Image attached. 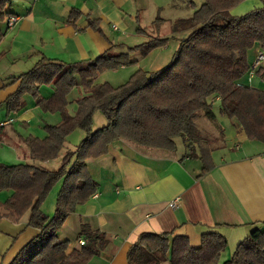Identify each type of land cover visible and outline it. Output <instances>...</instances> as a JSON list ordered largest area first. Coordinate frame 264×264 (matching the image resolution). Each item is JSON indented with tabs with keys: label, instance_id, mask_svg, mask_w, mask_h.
Here are the masks:
<instances>
[{
	"label": "trees",
	"instance_id": "trees-1",
	"mask_svg": "<svg viewBox=\"0 0 264 264\" xmlns=\"http://www.w3.org/2000/svg\"><path fill=\"white\" fill-rule=\"evenodd\" d=\"M186 1V0H185ZM178 26L189 30L180 42L171 62L160 70H136L128 80L113 87L96 83L95 77L106 70L130 64L127 51L146 54L164 46L166 39L150 40L135 49L112 53V48L91 61L61 63L44 57L27 71L13 78L15 91L3 105L6 112L24 108V97L35 98L44 113H56L58 125H44V137H27L25 142L31 159L46 162L56 159L66 138L75 130L84 139L73 152L62 156L57 170H46L29 164L1 165L0 192H9L4 207L15 218L29 214L27 226L38 234L8 264H87L107 244L103 233L81 227L82 246L69 249L71 242L59 236L64 221L77 206L85 204L95 193L96 184L86 168L87 159L107 153L115 141L124 140L139 147L173 151L176 139L185 142L188 152L197 144L199 133L195 122L200 118L215 121L213 104L218 113L235 121L247 140L264 144V88L243 86L237 81L247 75L248 56L255 48H264V0L261 7L235 17L230 10L244 0H201ZM10 0H0V23L13 16L7 10ZM75 14V12H73ZM70 15L72 19L73 15ZM94 27L93 22L89 23ZM116 47V46H115ZM1 57V54H0ZM264 85V68L255 73ZM52 93L36 98L42 86ZM75 88L82 96L74 102L73 115L67 112ZM96 112L103 115L106 125L92 129ZM205 151L199 153L202 170ZM54 213L49 218L40 205L56 183ZM78 242V241H77ZM226 248L225 238L217 232L200 236L197 247L189 245L185 236L142 234L126 254L127 264H264V229L254 230L241 241L230 258L221 260Z\"/></svg>",
	"mask_w": 264,
	"mask_h": 264
},
{
	"label": "crops",
	"instance_id": "crops-1",
	"mask_svg": "<svg viewBox=\"0 0 264 264\" xmlns=\"http://www.w3.org/2000/svg\"><path fill=\"white\" fill-rule=\"evenodd\" d=\"M25 1H30L29 8ZM176 1L24 0L21 3L24 12L7 10L17 18L13 27L7 30L5 19L0 27L15 32L19 38L18 43L8 46L7 55L23 59L24 66L29 62L33 66L41 57L61 63L91 61L112 47V53L126 51L122 43H127V38H136L135 34H153V27L165 21L161 13L180 7ZM242 4L245 5L234 7L230 14L238 17L261 7L258 0H244L238 6ZM21 36L26 40L22 41ZM262 50L257 47L251 51L249 65L256 52ZM0 54L3 61L5 52ZM21 73L24 71L17 76ZM17 76L0 79V107L6 113V121L0 122L3 124L0 134L10 126L4 143L6 156L12 161H18L20 149L27 147L26 138L34 137L26 131H30L29 125L39 108L35 98L26 96L22 110L6 112L3 101L15 91L18 82L14 83L13 78ZM243 78V83L255 87L247 75ZM254 78L259 81L256 75ZM260 85L264 86L261 82ZM49 88L47 92H41L40 88L36 98L48 97L52 93ZM94 118L96 129L106 125L101 114ZM230 121L232 129L228 133L217 126L223 144L209 151L204 171L197 144L188 152L181 139H176L173 151L118 140L108 147L105 155L87 159L85 164L96 184L95 193L64 221L59 236L71 241L69 249H72L78 245L82 226L103 233L106 246L87 264H127V251L142 234L185 236L190 246L197 247L203 233L217 232L226 240L222 255L226 252L227 258L231 256L254 230L264 229V144L247 140L242 128ZM84 136L80 130L68 135L63 155L73 152ZM213 154L215 157L210 159ZM56 159L40 164H50ZM61 162L62 157L60 165ZM9 194L0 192V264H8L38 234V230L27 226L28 213L15 218L4 207ZM56 196L51 197L46 211L54 210ZM176 197L179 204L171 209L169 204ZM44 203L40 205L43 214Z\"/></svg>",
	"mask_w": 264,
	"mask_h": 264
},
{
	"label": "rangeland",
	"instance_id": "rangeland-1",
	"mask_svg": "<svg viewBox=\"0 0 264 264\" xmlns=\"http://www.w3.org/2000/svg\"><path fill=\"white\" fill-rule=\"evenodd\" d=\"M10 1H11V7L9 9H11L12 12L14 13L15 12L18 13L20 11L24 12L25 7L21 5V3L24 0H10ZM186 1L177 0L176 1L177 5H180L178 9L176 10L171 9L169 11L167 10L163 11L161 13V17L165 18V21L157 24L156 27L155 26L153 27V30H152L153 34L147 31H146L147 32L146 36L142 33L135 34L136 38L134 39L127 38V41H126L127 43H122V44H125L124 46L126 50L127 48L135 49L139 46H143L145 43H148L150 40H155V39H150L152 36V38L157 37L160 39H166L164 42L165 43L164 46L153 49V50H149L146 54H142L139 51H127L129 54V61L131 62L130 64L125 65L124 67L118 68L116 70L103 71L95 77L94 81L96 83L106 82L113 87H117L125 83L130 77V75L136 70L140 69V70H144L148 72H154V71L162 69L167 64H169L171 62L172 56L174 55L175 51L178 49L180 42L189 34V30L184 29L180 26H178L177 29L174 30L175 27L178 25L177 24L178 21L186 20L192 14L193 9L187 6ZM191 1L194 3L195 8H198L202 3L201 0H191ZM25 4H28L27 8L30 7V1H25ZM244 5L245 4H242L241 6H237L238 7L237 9H239L240 7H243ZM120 33L121 32H118V34ZM15 35H16L15 32L7 31L5 30V27L1 28L0 52L1 53L5 52L4 57H6L3 59V61H0V79L2 81H4V79L10 78V76H15V75L17 76V74H19L20 72H23V71L25 72L29 70V68L32 67V65L29 64L30 62L26 66H24L23 59L21 58L13 59L11 55H7L8 46H10L11 43L12 44L18 43L19 41L18 40L19 38L17 39ZM22 36L20 37L21 40L25 41L26 39L23 38ZM244 77L246 78V75ZM243 80L240 79L239 81H237L238 84L247 86V84L243 83ZM251 80L253 81V85L255 86L254 88H257V89L264 88V86H261L260 82L257 81L254 77ZM258 82L260 86L258 85ZM47 89H50L49 86L44 85L41 87V92H47ZM81 96H82V91L79 88H75L70 94L69 99H71L72 102L67 107V112L69 115L74 114L76 110V105L74 101ZM217 107H218V104L214 103L212 109L216 116L215 121H210L206 118H203L199 120L198 122L197 121L195 122L196 129L198 128V130L200 131L199 132L197 130L199 133L197 147H199L200 150L205 151L206 155H209V151L213 149L214 147H219L223 144V137L221 133L219 134V131H217V126L218 127L220 126L221 128L225 129L226 130L225 133L226 132L228 133V131L232 129V124L230 123L231 122L230 119L224 115H220L218 113ZM36 113L37 114L35 115V118L29 125L30 131H26V134L32 133L34 137L40 136L42 138V136H44L43 127L45 124L56 125L61 120L58 114L44 113L40 108H37ZM98 113L99 112H96L94 116ZM5 114H6L5 110L2 107H0V122L6 121ZM94 116H93L92 129H96L97 127L95 125ZM55 119H56V122L54 121ZM38 123L40 124L39 127H38ZM9 129H10V126H7L4 132L0 134V141H2L0 144V163L1 164H5L8 166L12 164H17V163L29 164V165H34V166L46 169V170H57L60 167V160L64 152L63 149L61 150V154L58 156V158L54 162H51L50 164L42 165L40 164V162L32 160L28 155L27 147L20 149L24 153H22V151L19 152L20 154H19L18 161L10 160L9 156H6L7 153H6L5 146L7 145L4 143L5 141L4 139L6 138V132ZM193 143L195 145L192 144L191 147L195 149L196 143L195 142ZM213 157H215L214 154L210 159H213ZM59 188H60V184L57 182L53 186L51 192L48 194L46 200H44L45 203L41 207L44 214L48 215L49 218L53 215L54 210L51 211V209L48 208V210L49 209L50 210L46 211L45 209L47 208V206L49 207L51 197H54L57 194ZM228 258H230V256ZM228 258L226 257V252L225 254L221 256L222 261Z\"/></svg>",
	"mask_w": 264,
	"mask_h": 264
},
{
	"label": "built area",
	"instance_id": "built-area-1",
	"mask_svg": "<svg viewBox=\"0 0 264 264\" xmlns=\"http://www.w3.org/2000/svg\"><path fill=\"white\" fill-rule=\"evenodd\" d=\"M16 20L17 18L15 16L8 17L6 20V29L7 30L11 29L13 25L15 24ZM260 68H264V50L256 52L254 59L251 65L249 66V69L247 71V76H248L249 81L255 76L256 71ZM1 126H3V124H0V127ZM178 204H179V198L176 197L170 202L169 207L173 209L177 207ZM77 244L78 246H82L84 244V241L78 240Z\"/></svg>",
	"mask_w": 264,
	"mask_h": 264
}]
</instances>
